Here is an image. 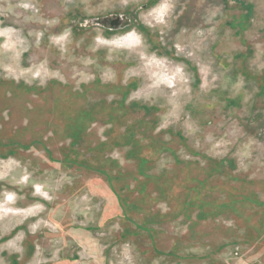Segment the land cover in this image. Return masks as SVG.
<instances>
[{"label":"rangeland","instance_id":"obj_1","mask_svg":"<svg viewBox=\"0 0 264 264\" xmlns=\"http://www.w3.org/2000/svg\"><path fill=\"white\" fill-rule=\"evenodd\" d=\"M0 264H264V0H0Z\"/></svg>","mask_w":264,"mask_h":264}]
</instances>
